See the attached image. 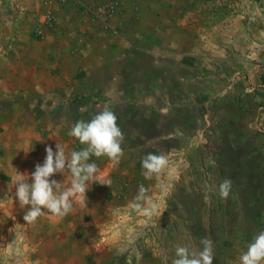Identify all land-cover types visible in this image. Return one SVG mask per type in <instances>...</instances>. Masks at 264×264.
Instances as JSON below:
<instances>
[{
	"label": "crops",
	"instance_id": "1",
	"mask_svg": "<svg viewBox=\"0 0 264 264\" xmlns=\"http://www.w3.org/2000/svg\"><path fill=\"white\" fill-rule=\"evenodd\" d=\"M83 1L0 0V264L93 263L96 254L120 251L144 232L157 212L163 169L145 177L142 166L147 154L158 155L145 141L157 124L146 119L154 118L159 92L171 123L179 108L199 107V118L208 125L211 119L221 176L231 180L241 163L263 175L264 184V0H125L126 11L110 28L94 13L99 2ZM48 8L56 12V29L36 38L33 31ZM69 98L89 111L50 115L69 106ZM95 103L109 110L129 104L147 113L133 126L126 124L131 112L126 120L117 116L123 155L118 162L91 157L100 180L68 215L45 212L27 223L30 205L21 208L15 198L18 172L30 183L48 146L55 151L59 143L66 154L85 147L69 131L76 121L93 118ZM177 131L167 137L188 139ZM52 179L70 186L71 173ZM232 181L231 190L239 184ZM19 250L23 257L16 261Z\"/></svg>",
	"mask_w": 264,
	"mask_h": 264
},
{
	"label": "rangeland",
	"instance_id": "2",
	"mask_svg": "<svg viewBox=\"0 0 264 264\" xmlns=\"http://www.w3.org/2000/svg\"><path fill=\"white\" fill-rule=\"evenodd\" d=\"M125 7L127 8L126 3ZM125 7L123 13L126 11ZM121 14L122 12L119 16ZM123 89L121 88V90ZM101 94V89H99L98 95L101 96ZM142 95L148 96L149 94L142 93ZM113 96L118 98L117 93H113ZM157 98L159 101L152 111L154 118L150 116L151 119H146L148 123L154 120L157 124L155 127L150 126L152 129L148 133L149 140L145 141L150 149L156 147L158 155L163 156L166 161L163 169L159 172L158 190L155 195L157 200L153 207V209H157V212L151 216V221L145 226L144 232L135 234L133 242L125 243L124 248L120 251L98 253L94 256L96 258L94 262L88 264H108L114 259H116L115 264H172L176 258L175 249L177 246L185 245L191 250L199 251L203 247L201 241L204 238H209L214 242L213 264H239L240 254L247 250L249 243L259 232L258 228L264 230V211L257 228L258 225L254 224L252 218L248 216L247 210L243 208L244 205L238 199L237 194L233 195L234 200L229 203L228 197L226 199L220 197L218 185L228 178H226L227 174L221 176L217 172L216 166L219 159L218 156L215 158V152L220 149V144L213 135L215 125L211 119L208 125L207 119L198 116L202 115L203 109L199 107L194 109L179 108L175 112L180 117L177 120H171L172 124L169 121L170 118H166V114L163 113L167 111L165 94L159 92ZM68 100L71 101L69 106L65 103L63 106L53 109L50 115L58 117L61 113V117H70L75 113L76 116L79 115V112L84 115L89 111V109L81 111L82 107L85 109V105L78 98H69ZM73 104L78 106L74 107ZM96 105V103L93 105L94 108ZM127 106L129 107V104L125 105L124 109L120 106L116 110L114 108L116 117L119 116L126 120V111H129L133 115L131 116L132 121L126 122L127 125L132 124L133 126L144 120L142 116L147 113L146 109L140 111L138 107L129 109ZM101 107L103 108V105L98 103V108L94 111L105 110ZM168 111L170 112V110ZM179 129L184 130L182 133L186 134L188 139L177 135L167 137L169 133L176 132L175 134H177ZM208 153H210L209 156ZM228 175L231 176V174ZM232 182L234 183V181ZM243 183L241 182V184ZM232 188L231 193H236V187L232 186ZM151 211L148 214H151ZM19 249H21L20 244ZM17 252L19 253L20 250ZM22 257L23 255L19 253L16 256V261H21Z\"/></svg>",
	"mask_w": 264,
	"mask_h": 264
},
{
	"label": "clouds",
	"instance_id": "3",
	"mask_svg": "<svg viewBox=\"0 0 264 264\" xmlns=\"http://www.w3.org/2000/svg\"><path fill=\"white\" fill-rule=\"evenodd\" d=\"M85 109L82 107L81 111ZM85 147L65 152L61 144L46 148V156L42 163L35 165L29 176L18 172L14 187L15 198L20 207L29 206L23 219L27 223L35 222L45 212L64 217L73 209L75 200L86 197V192L93 183L100 180L98 166L92 156H107L118 162L123 155L122 142L124 134L117 124L115 113L109 109L97 112L91 120L76 121L69 131ZM33 148L24 150L31 152ZM166 164L163 156L149 153L142 161L145 177H150ZM71 173L70 186L65 181L59 182L52 177L57 173ZM110 186V182L104 183ZM142 190V189H141ZM221 198L226 199L231 193V180L225 179L218 185ZM203 247L199 251L191 250L185 245L177 246L176 258L172 264H213L214 242L209 238L201 241ZM239 264H264V230L259 231L249 243L247 250L239 256Z\"/></svg>",
	"mask_w": 264,
	"mask_h": 264
},
{
	"label": "trees",
	"instance_id": "4",
	"mask_svg": "<svg viewBox=\"0 0 264 264\" xmlns=\"http://www.w3.org/2000/svg\"><path fill=\"white\" fill-rule=\"evenodd\" d=\"M238 166L240 168L239 170L232 169L235 171L233 172V175H236L233 177V180L239 183L235 184L236 193H233V195L237 194L238 199L242 201V204L244 205L243 208L247 210L248 216L252 218L254 224L258 225V228L259 220L261 218L262 212L264 211V184H261L263 175H258L254 172L251 173L250 168H247L241 163ZM241 182L244 183L241 184ZM260 229L261 228H258L259 231H261ZM115 261L116 259L110 263L108 262V264H115Z\"/></svg>",
	"mask_w": 264,
	"mask_h": 264
},
{
	"label": "built area",
	"instance_id": "5",
	"mask_svg": "<svg viewBox=\"0 0 264 264\" xmlns=\"http://www.w3.org/2000/svg\"><path fill=\"white\" fill-rule=\"evenodd\" d=\"M79 3H83V0H77ZM99 2L98 10H94V13L100 18L106 28H110V22L116 18L125 7L124 0H97ZM41 21L34 29L33 34L36 38L43 39L47 33L54 31L57 26V15L53 8H48L41 15ZM117 31L115 30V33Z\"/></svg>",
	"mask_w": 264,
	"mask_h": 264
}]
</instances>
